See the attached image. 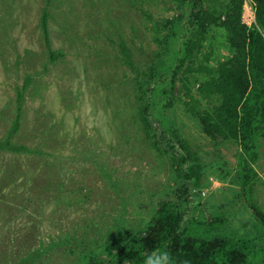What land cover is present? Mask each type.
I'll use <instances>...</instances> for the list:
<instances>
[{
    "label": "rangeland",
    "instance_id": "rangeland-1",
    "mask_svg": "<svg viewBox=\"0 0 264 264\" xmlns=\"http://www.w3.org/2000/svg\"><path fill=\"white\" fill-rule=\"evenodd\" d=\"M183 12L175 0H0V138L19 104L13 141L31 150H0V264L108 260L113 243L148 224L172 173L143 127L137 81L169 60ZM241 19L253 22L249 0ZM195 54L154 109L204 165L193 207L203 224L193 233L251 242L248 261L264 264V232L239 186L217 176L235 170L238 146L206 137L191 111L216 102L198 85L229 54L223 31H209ZM259 150L254 197L264 210V140ZM218 214L222 225H205Z\"/></svg>",
    "mask_w": 264,
    "mask_h": 264
},
{
    "label": "trees",
    "instance_id": "trees-1",
    "mask_svg": "<svg viewBox=\"0 0 264 264\" xmlns=\"http://www.w3.org/2000/svg\"><path fill=\"white\" fill-rule=\"evenodd\" d=\"M175 1L184 7V12L171 31L172 54L168 61L158 59L154 69L140 83L137 81L143 127L152 148L169 157L171 185L155 202L151 219L142 231L124 243H113L108 260L90 255L85 264H145L147 256L159 252L168 253L169 264H251L247 253L249 247H254L251 242L193 233L196 226L203 224L193 207L198 204L194 195L201 196L200 190L207 184L204 165L198 152L154 111L162 98L174 93L175 81L184 67L187 65L186 69L192 71L201 41L214 29L223 31L229 54L213 66H206L198 91L208 99L216 97V102L205 107L195 105L191 111L206 137L214 142L237 144L235 170L220 167L217 176L239 186L254 218L255 230L264 232V210L254 197L255 184L260 180L255 165L264 140V0H249L254 12L250 25L241 19L245 0ZM42 26L48 45L45 14ZM19 111L18 104L11 129L0 138L2 151H31L13 141ZM223 223L224 218L218 214L205 225Z\"/></svg>",
    "mask_w": 264,
    "mask_h": 264
},
{
    "label": "clouds",
    "instance_id": "clouds-1",
    "mask_svg": "<svg viewBox=\"0 0 264 264\" xmlns=\"http://www.w3.org/2000/svg\"><path fill=\"white\" fill-rule=\"evenodd\" d=\"M145 264H169L167 252H159L149 255L145 259Z\"/></svg>",
    "mask_w": 264,
    "mask_h": 264
},
{
    "label": "built area",
    "instance_id": "built-area-1",
    "mask_svg": "<svg viewBox=\"0 0 264 264\" xmlns=\"http://www.w3.org/2000/svg\"><path fill=\"white\" fill-rule=\"evenodd\" d=\"M253 21H254V19H253Z\"/></svg>",
    "mask_w": 264,
    "mask_h": 264
}]
</instances>
